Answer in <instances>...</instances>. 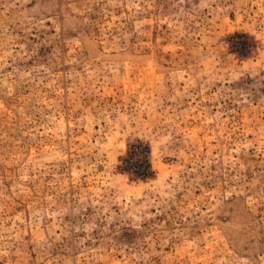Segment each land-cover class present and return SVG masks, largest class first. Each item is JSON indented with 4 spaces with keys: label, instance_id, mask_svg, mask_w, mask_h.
Instances as JSON below:
<instances>
[{
    "label": "rangeland",
    "instance_id": "obj_1",
    "mask_svg": "<svg viewBox=\"0 0 264 264\" xmlns=\"http://www.w3.org/2000/svg\"><path fill=\"white\" fill-rule=\"evenodd\" d=\"M0 264H264V0H0Z\"/></svg>",
    "mask_w": 264,
    "mask_h": 264
}]
</instances>
